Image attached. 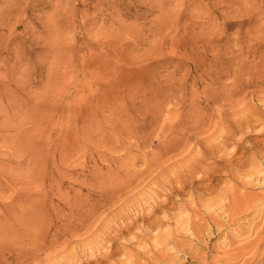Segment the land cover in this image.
<instances>
[{
  "label": "rangeland",
  "instance_id": "374dc122",
  "mask_svg": "<svg viewBox=\"0 0 264 264\" xmlns=\"http://www.w3.org/2000/svg\"><path fill=\"white\" fill-rule=\"evenodd\" d=\"M263 178L264 0H0V264H215Z\"/></svg>",
  "mask_w": 264,
  "mask_h": 264
},
{
  "label": "bare ground",
  "instance_id": "6f19581e",
  "mask_svg": "<svg viewBox=\"0 0 264 264\" xmlns=\"http://www.w3.org/2000/svg\"><path fill=\"white\" fill-rule=\"evenodd\" d=\"M221 201L223 202V199L218 200L216 202V205L220 204V208L222 211L226 209L227 206L228 209L224 212V214L226 215L222 217L223 219L216 223L217 231L223 232L225 228L231 229L228 230L226 236L224 237V241H220L223 244L222 246L227 248L224 254V259L225 255L227 256V258L225 260L219 258L220 260L218 259L217 261H215V258H213L215 264H229L232 261V264H264V194L255 196L252 201L248 198L237 200L235 202L236 205L234 210H232L231 208L233 203L231 204L229 202V204H226L225 202L224 205H221ZM242 241H245L243 245L241 244L242 246H239L236 249H232V246L238 243L240 244V242ZM239 249L243 251H240L238 254L234 255L235 252H238ZM248 254L250 256L244 258ZM196 258L197 260L196 262H194V264H210L205 262V260L207 261V257L204 256V254L202 256L198 254Z\"/></svg>",
  "mask_w": 264,
  "mask_h": 264
}]
</instances>
